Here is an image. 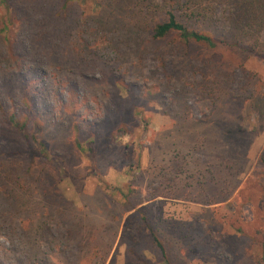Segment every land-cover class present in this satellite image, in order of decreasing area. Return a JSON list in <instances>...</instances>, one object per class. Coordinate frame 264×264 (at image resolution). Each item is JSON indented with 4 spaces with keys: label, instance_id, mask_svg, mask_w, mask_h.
<instances>
[{
    "label": "rangeland",
    "instance_id": "1",
    "mask_svg": "<svg viewBox=\"0 0 264 264\" xmlns=\"http://www.w3.org/2000/svg\"><path fill=\"white\" fill-rule=\"evenodd\" d=\"M137 1L0 0V264H264V58Z\"/></svg>",
    "mask_w": 264,
    "mask_h": 264
},
{
    "label": "trees",
    "instance_id": "2",
    "mask_svg": "<svg viewBox=\"0 0 264 264\" xmlns=\"http://www.w3.org/2000/svg\"><path fill=\"white\" fill-rule=\"evenodd\" d=\"M143 3L144 0L137 1V5ZM229 8L224 16L227 27L220 31L217 8L211 0H186L182 6L164 0L162 20L149 19L147 33L152 41L166 40L178 49L190 51L196 48L211 55L224 48L248 55L258 53L264 58V0H230ZM153 239L161 256L166 257L163 243L155 234Z\"/></svg>",
    "mask_w": 264,
    "mask_h": 264
}]
</instances>
